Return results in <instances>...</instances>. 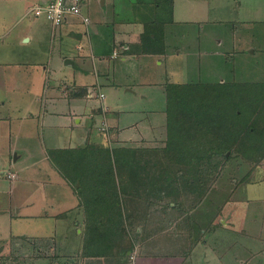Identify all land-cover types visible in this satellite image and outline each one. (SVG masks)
<instances>
[{
    "label": "crops",
    "instance_id": "1",
    "mask_svg": "<svg viewBox=\"0 0 264 264\" xmlns=\"http://www.w3.org/2000/svg\"><path fill=\"white\" fill-rule=\"evenodd\" d=\"M97 1L83 4L88 22L69 15L59 26L61 31L54 32L51 58L63 54L55 64L48 59L42 65L36 82L23 80L22 75L36 70L35 65L0 54V161L8 167L1 176L10 181L5 185L0 179V239L10 242L13 237L16 250L30 253L23 264H230L226 259L234 237L230 233L240 241L236 247L245 250L249 238L264 237L259 223L255 229L246 221L235 232L226 219L220 220L252 214L256 209L247 207L254 200L264 203V158L254 165L238 157L218 135H211L209 144L208 138L198 136L197 114L177 113L170 121L168 87L177 83L183 85L180 92L197 93L198 81L190 70L202 66L204 55L244 58L245 46L252 48L249 54H256L252 42L246 45L254 37L242 40V34L234 32L227 50L208 51L211 46L201 43L209 36L192 33V27L210 19L197 14L200 3L209 14L211 0H188L190 5H181V0H111L112 7L101 11ZM99 1L105 6L108 0ZM129 5L136 11L133 17L124 10ZM239 21L242 26L264 23V17ZM198 48L199 53L194 51ZM55 72L62 77H51ZM225 81L221 77L218 83ZM188 101L193 105L192 97ZM227 123L228 117L222 125L224 134H229ZM92 142L127 147L140 156L129 162L130 168L139 170L128 174L124 196L126 213L141 218L144 229L138 227L134 248L125 255H98L97 243L85 244L84 208L48 158V148ZM37 150L45 158L38 160ZM13 152L15 157L7 158ZM218 152L226 154V164L219 162ZM20 159L31 161L19 169L10 167ZM224 165L249 169L231 191L232 173L222 177ZM260 214L264 209L256 216ZM22 220L30 223L22 226ZM210 234L217 241L212 243ZM242 256H235V264H244Z\"/></svg>",
    "mask_w": 264,
    "mask_h": 264
},
{
    "label": "trees",
    "instance_id": "2",
    "mask_svg": "<svg viewBox=\"0 0 264 264\" xmlns=\"http://www.w3.org/2000/svg\"><path fill=\"white\" fill-rule=\"evenodd\" d=\"M256 83L259 84L231 82L227 84L229 88L225 86L226 89L222 90V85L216 84V88L208 83H196L194 88L197 93L193 90V95L186 90L180 92L178 88L183 85L171 84L168 87L170 121L177 113L197 114L199 137L205 136L210 144L213 137L218 138V135L225 146H230L256 165L264 158V82ZM257 85L262 89L256 88ZM196 95L200 98L198 101L194 97ZM204 95L209 96L211 99H207L216 105L213 109L220 106L213 114L209 103L208 107L202 101ZM191 97L193 105L188 101ZM223 98H229L230 105L225 104L229 113L224 104L218 102ZM227 117L231 128L226 127L229 134H224L222 125L227 122ZM211 118L215 119V125ZM47 154L53 166L73 187L84 208L85 244L97 243V250L94 251L98 255H125L134 245L139 233L138 227L144 229V225H140L141 218L126 213L124 196L126 178L128 174L136 172L129 167V162L136 161L140 156L127 147L110 148L94 142L81 147L48 148ZM153 176L159 177L156 169ZM7 243L8 240H0V259Z\"/></svg>",
    "mask_w": 264,
    "mask_h": 264
},
{
    "label": "rangeland",
    "instance_id": "3",
    "mask_svg": "<svg viewBox=\"0 0 264 264\" xmlns=\"http://www.w3.org/2000/svg\"><path fill=\"white\" fill-rule=\"evenodd\" d=\"M110 2L111 0H108L106 5L104 6L98 0L97 6L100 11L101 9L108 10L111 6ZM121 2L122 0H118V3ZM211 2L213 3L210 5L209 14L208 10H206L203 5H201V3L198 5L199 9L197 14L199 18L204 19L205 17H210V19L208 21L203 20L200 23L198 22L196 23L197 25L195 24L196 26L192 27V33H194V31L196 30V33H199L200 35L209 36V41L202 42L201 44H209L211 47H206L208 51H211L213 49L227 50L229 46V41L227 39L231 37L234 32H238L239 36L240 34H242V40L254 37L253 40L249 41L248 44L246 43V41L245 43L246 45H250V43L252 42V46L256 47L257 52L256 54H249V51H251L252 48L249 49V47L245 46L243 48V51L245 53L241 52L244 58H238V56L234 54L233 57L229 56L228 58L222 59V56L215 55L216 53L210 54L209 56L208 54H206L201 59L203 60L202 66L198 65L200 66V68H191L190 72L192 73V78L194 80H197L198 83H208L211 86L215 85L213 87L216 88V84L220 86L222 85L221 90L226 89L225 86L228 87L227 84H230L231 82H233V80L244 82L264 79V23L255 22V24L252 23L251 25L243 26L238 24V22L241 23L239 20L243 19L246 16L254 18L264 17V0H211ZM32 3L33 0H0V54L6 55L7 59L10 60H20L24 63H31L32 65H35L34 67L37 68L36 70L29 74L23 72L22 75L23 80H28L29 78V80L32 79L36 82L39 76V73L37 71H41V68H43L42 65L47 64L48 59L52 62V64H55L56 62H58V60H60V55L63 54V52H60L58 55H55V57L53 56V58H51L52 55H50L51 45L53 44L52 36L54 32L58 33L59 31H61L62 26L54 27L53 24L43 16L37 17L33 15V13L27 14ZM190 4L191 3L188 0H181V5ZM126 7L127 8L124 10H128L130 12H127L129 13L127 14L128 17H133V15H136V11L132 12L131 5H129V7ZM114 9L116 8L114 7ZM232 20L235 21L233 22ZM186 27L187 23L184 22L182 28ZM105 34H108V29H106ZM28 35L31 37L30 39H27ZM218 38L222 39V42H224V44L218 45ZM57 49L62 51L65 48H59L57 46ZM204 49L205 48H203V50ZM194 51L199 53V51L201 50L200 48H198L194 49ZM51 77L61 78L62 75L61 72H55L53 74L51 73ZM221 77H224L226 81L219 84L218 82ZM0 82H2V73H0ZM254 84L259 83L255 82ZM260 85H257L255 87L258 89H262V85L261 87ZM207 98L211 99L209 96H202V101H204L207 105L209 103V105L211 106V113L213 114L219 109L220 106L216 109H213L216 107V105L214 104V102L209 101ZM199 99L200 98H197L196 100L198 101ZM218 102L221 105L224 104V107L229 113V108L227 106L230 105L228 103L229 98H223L221 100H218ZM247 115H244V117H247ZM242 119L244 120L243 117ZM229 121L226 125L228 129L231 128ZM258 122L260 123L261 120L259 119ZM199 153H201V151H199ZM233 153L234 152L230 154V158L232 159L235 157V154ZM237 154V156L239 157L240 154ZM35 156L37 157V159L39 158L38 160L45 158L44 152L38 150L35 152ZM14 157L15 152L8 154L7 156V158L9 159ZM218 159L220 160L219 162L225 161L226 164L228 157L226 156V154H221ZM30 161L31 159H20L16 164L12 163L13 165L10 167L13 169H19L20 167L28 164ZM233 162L235 163V161ZM2 163L3 162L0 161V164ZM3 165L6 164H2V166L0 165V179L4 181L3 183L5 185H9V179H5L1 176L2 174L5 175L6 170L4 169L8 168L7 166L4 167ZM225 166L226 165L222 166V169H224ZM135 170L137 171L139 170V168ZM248 170L249 169L247 168L241 170H231L228 168L224 169V174L222 175V177L225 176L230 178V174L232 173V180L229 191H231L233 187L236 188L238 186L237 184L242 181V178L239 180V177H241V175H245ZM215 174H217V170ZM233 178H236V180H233ZM73 191L75 192L74 189ZM246 192L250 193V191L248 190ZM252 202H254L252 205L251 203L248 207L246 205L247 208L250 207V210L256 209V211H250L252 214L245 213L244 217H224L221 219L217 218V220L220 219L222 221V219H226L231 226L230 229L235 232L240 227L241 223H246V221L253 223L255 229H258L259 223L261 225L260 228H262L264 232V215L260 214L256 216V213H260L264 209V203L257 200H254ZM238 205L241 208L243 207L241 203H238ZM25 222L30 223L29 221L22 220V226H25ZM176 226L177 225H175V227ZM175 227H173L171 230H173ZM230 234L231 237L234 236L231 240L232 249L226 250V259L229 260L230 264H235V256L238 253H241L243 255L240 258L245 260L244 264H264V237L260 240L249 238V240L246 242L248 245V250H245L244 248L236 247L240 245V241L237 239V235L234 234V232ZM208 238L212 243L214 241H217V239L215 238V234H210ZM14 241L15 240H12L11 242H9V244L7 243V246L2 249V258L0 259V264H23L25 261H27L25 258L28 257L30 253L26 250L25 252L20 253L15 249V247H13L12 242ZM236 263L240 264L238 261H236Z\"/></svg>",
    "mask_w": 264,
    "mask_h": 264
},
{
    "label": "built area",
    "instance_id": "4",
    "mask_svg": "<svg viewBox=\"0 0 264 264\" xmlns=\"http://www.w3.org/2000/svg\"><path fill=\"white\" fill-rule=\"evenodd\" d=\"M86 0H39L29 8L33 15L47 18L54 27H59L69 15H79L85 22L89 17L82 13ZM104 96V93H100Z\"/></svg>",
    "mask_w": 264,
    "mask_h": 264
}]
</instances>
